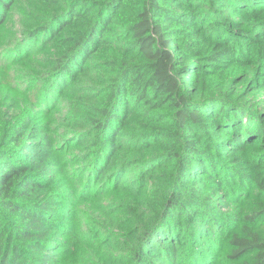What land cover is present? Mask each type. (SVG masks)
Here are the masks:
<instances>
[{
	"label": "trees",
	"instance_id": "trees-1",
	"mask_svg": "<svg viewBox=\"0 0 264 264\" xmlns=\"http://www.w3.org/2000/svg\"><path fill=\"white\" fill-rule=\"evenodd\" d=\"M0 68V264H62L83 174L90 264H264V0H0Z\"/></svg>",
	"mask_w": 264,
	"mask_h": 264
},
{
	"label": "rangeland",
	"instance_id": "rangeland-1",
	"mask_svg": "<svg viewBox=\"0 0 264 264\" xmlns=\"http://www.w3.org/2000/svg\"><path fill=\"white\" fill-rule=\"evenodd\" d=\"M8 71L6 68H0V95H6L3 99L5 102H10L15 97L21 95L19 87H16L14 84L11 85L12 73ZM69 175L67 176L68 179L72 178ZM84 178L83 174L82 187L78 193L69 196V203L66 208L70 209L71 213L62 222L63 226L70 229V232H66L60 237L59 243L62 252L58 256V259L61 260L62 264H90L95 251L109 256L110 253L105 250L104 243L107 240H112L114 236L121 237V235H130L127 228L124 227V224L128 219H131V216L126 215L127 212H124L125 216L116 215V212L121 207L129 209L130 204L127 202L118 204L113 189L100 187L97 180L92 181L83 193V185L87 180ZM55 185H58L57 182H55ZM243 210H245L244 207ZM107 215L122 219L121 227L111 223ZM135 223L132 222L131 224L133 225ZM140 225L141 223H137L136 228L139 229ZM102 235L104 236L102 237ZM184 235L187 234L185 233Z\"/></svg>",
	"mask_w": 264,
	"mask_h": 264
}]
</instances>
